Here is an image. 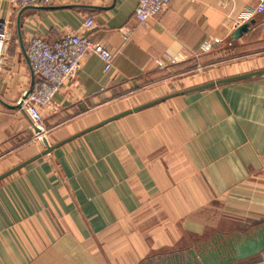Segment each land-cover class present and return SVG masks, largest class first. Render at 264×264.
Segmentation results:
<instances>
[{
	"label": "crops",
	"instance_id": "0c3cea01",
	"mask_svg": "<svg viewBox=\"0 0 264 264\" xmlns=\"http://www.w3.org/2000/svg\"><path fill=\"white\" fill-rule=\"evenodd\" d=\"M260 2L172 0L141 24L138 0H60L55 6L77 7L25 13L23 44V8L0 0V176L46 150L29 116L9 107L38 79L27 55L32 36L84 34L114 54L108 72L87 56L42 109L53 146L138 106L264 69V15H252ZM249 16V32L235 40ZM217 60L230 64L209 67ZM262 222L264 76L173 96L1 180L0 264L174 261L213 242V231L220 238Z\"/></svg>",
	"mask_w": 264,
	"mask_h": 264
},
{
	"label": "built area",
	"instance_id": "2783aa9c",
	"mask_svg": "<svg viewBox=\"0 0 264 264\" xmlns=\"http://www.w3.org/2000/svg\"><path fill=\"white\" fill-rule=\"evenodd\" d=\"M16 8L28 6H55L60 0H10ZM197 1V0H194ZM172 0H138L136 17L141 24L156 19L171 6ZM252 15H264V0H261ZM250 20V16L246 21ZM96 25L95 19L89 17L84 28L91 30ZM128 38V36H126ZM90 54L98 55L105 62V71L113 67L114 54L109 46L93 41L88 35L73 33L50 42L44 37L35 35L28 41L27 55L38 79L32 90L25 92L19 104L32 121L33 128H39L38 136L44 142L46 138L43 108H52L56 96L68 82L77 78L84 59ZM175 60H172L174 63ZM36 131V130H35Z\"/></svg>",
	"mask_w": 264,
	"mask_h": 264
},
{
	"label": "water",
	"instance_id": "95a60500",
	"mask_svg": "<svg viewBox=\"0 0 264 264\" xmlns=\"http://www.w3.org/2000/svg\"><path fill=\"white\" fill-rule=\"evenodd\" d=\"M71 7H77V6H43V7H37V6H28L24 7L17 19V26H18V34L19 38L24 44L23 41V18L25 13L30 9H42V10H56V9H64V8H71ZM95 8V7H91ZM252 25V22H246L245 24L241 25L237 30L234 32L233 38L235 40H238L244 34L248 33L250 30V27ZM260 76H264V69L257 70L253 72H249L246 74L236 75L228 78H223L217 81L209 82L207 84H204L202 86H198L195 88H191L188 90H184L181 92H178L176 94H173L168 97L160 98L158 100H155L153 102L138 106L134 109L122 112L118 114L117 116L106 120L102 122L101 124L90 128L86 130L85 132H82L69 140H66L64 142H61L56 145H51L47 138H44V143L46 146V150L42 153L36 156L35 158H32L31 160H28L27 162L21 164L20 166H17L10 171L6 172L5 174L0 176V181L4 178L12 175L13 173L17 172L19 169L25 167L29 163L37 160L38 158L50 154L53 150L56 148L62 146L68 141L74 140L77 137L81 136L82 134L89 132L93 129H96L100 126H103L113 120L120 119L124 116H127L131 113L138 112L140 110H143L145 108H148L150 106L159 104L164 102L165 100L173 97V96H179V95H186L189 93L199 92L211 89L216 86L225 85L233 82H238L242 80H247L251 78H257ZM32 90H29V92ZM17 109H22V105L18 104L16 106H9ZM36 132L42 133V131L39 128H35ZM264 252V225L248 234H236L234 236L229 237H220L218 240H213L209 245L203 244L201 247H198L196 249L192 248L190 249L185 255L178 254L175 257V260L173 261L171 258L167 259L166 261L157 262L155 264H235L238 262L246 261L249 259H252L254 257H257L258 255L262 254Z\"/></svg>",
	"mask_w": 264,
	"mask_h": 264
},
{
	"label": "rangeland",
	"instance_id": "374dc122",
	"mask_svg": "<svg viewBox=\"0 0 264 264\" xmlns=\"http://www.w3.org/2000/svg\"><path fill=\"white\" fill-rule=\"evenodd\" d=\"M230 58H232V57H229L227 59H230ZM224 60H219V61L217 60V61H215L216 63L215 62L213 63L214 66L210 65L209 67H212V69H216V68H220L222 66L230 64V62L225 64ZM207 69H208L207 67L202 68L201 71L197 70L198 71L197 73L198 74L205 73V72L208 71ZM210 70H211V68H210ZM262 225H264V222H262V224L259 225V226H257V225L256 226H252L251 228H247V229L239 231V232H230L229 234H227V235H225L223 237L226 238V237H228V235L229 236H234V235H236L235 233H237V234H248V233H251V232L257 230V228L261 227ZM211 235L213 236L214 240H218V238H219L218 235L219 234H217L215 231H213V233ZM151 264H153V263H151ZM235 264H264V252L262 254L258 255L257 257H254V258L246 260V261L238 262V263H235Z\"/></svg>",
	"mask_w": 264,
	"mask_h": 264
}]
</instances>
